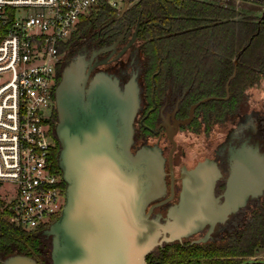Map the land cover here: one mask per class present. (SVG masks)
Here are the masks:
<instances>
[{"label": "water", "instance_id": "1", "mask_svg": "<svg viewBox=\"0 0 264 264\" xmlns=\"http://www.w3.org/2000/svg\"><path fill=\"white\" fill-rule=\"evenodd\" d=\"M128 5L126 0L121 14ZM62 88H57V138L66 203L59 219L41 232L51 241V264H148L146 256L157 246L181 241L206 226L194 242L212 239L219 225L264 195V153L255 147L244 156L235 153L220 196L214 195L216 163H200L188 172L180 203L170 207L165 223L150 219L145 210L157 187L146 181L141 163H128L135 97L123 101L116 87L97 84L85 106L78 97L62 94ZM0 264L38 263L15 254Z\"/></svg>", "mask_w": 264, "mask_h": 264}, {"label": "trees", "instance_id": "2", "mask_svg": "<svg viewBox=\"0 0 264 264\" xmlns=\"http://www.w3.org/2000/svg\"><path fill=\"white\" fill-rule=\"evenodd\" d=\"M247 1L264 6V0ZM137 20L148 61L157 63V46L163 66H175L174 71L185 74L183 80L194 81L191 98L212 97L197 110L206 115L207 129L233 121L242 112L247 91L264 83V17L243 16L236 9L203 0H129L122 14L108 4L100 5L80 20L68 47L92 33H119L123 22L135 24ZM151 22L161 25L153 29L156 44L146 36L151 32ZM256 114L264 133V106ZM53 135L56 146L51 158L62 173L58 163L60 144ZM42 231L27 232L12 223L10 212L0 200V261L21 254L38 264H51V241ZM259 249H264V195L250 201L212 239L163 243L148 253L146 261L264 264L261 258L252 259Z\"/></svg>", "mask_w": 264, "mask_h": 264}, {"label": "flooded vegetation", "instance_id": "3", "mask_svg": "<svg viewBox=\"0 0 264 264\" xmlns=\"http://www.w3.org/2000/svg\"><path fill=\"white\" fill-rule=\"evenodd\" d=\"M156 26L161 25L149 23L151 32L146 33L155 44L157 39L153 29ZM140 29L139 20L135 24L123 22L119 33H92L70 45L57 69L51 132L57 137L60 116L56 99L57 88L61 84L62 94L78 97L85 106L93 99L97 84H103L110 90L116 87L123 101L127 96L135 97L137 109L132 121L128 163H141L146 181L157 187L155 197L151 198L145 212H149L150 219L165 223L170 207L180 203L190 170L200 163L215 162L219 177L214 195L218 197L224 191L235 153L243 155L246 149L254 150L255 147L264 153V133L259 121L248 128L241 124L240 118L244 119V113L237 116L238 126L233 130L227 127L229 123L207 129L204 126L206 115L199 114L197 110L212 97L191 98L194 81L183 80L185 74L180 70L174 71L172 68L175 66H163L157 46V63L148 61L139 38ZM204 99L208 100L201 102ZM166 199H169L166 203L151 209ZM219 199L223 200L222 197ZM219 226L221 230L226 224ZM207 230L208 226L199 233L176 241L194 243Z\"/></svg>", "mask_w": 264, "mask_h": 264}, {"label": "built area", "instance_id": "4", "mask_svg": "<svg viewBox=\"0 0 264 264\" xmlns=\"http://www.w3.org/2000/svg\"><path fill=\"white\" fill-rule=\"evenodd\" d=\"M103 4L118 8L113 0H0V183L16 186L4 205L27 232L47 228L66 203L51 158L57 69L80 20Z\"/></svg>", "mask_w": 264, "mask_h": 264}, {"label": "rangeland", "instance_id": "5", "mask_svg": "<svg viewBox=\"0 0 264 264\" xmlns=\"http://www.w3.org/2000/svg\"><path fill=\"white\" fill-rule=\"evenodd\" d=\"M118 4L117 10H120L122 7L123 0H113ZM211 2L214 4H220L227 6L233 9L238 10L243 14V16H256L264 17V6L258 5L257 3L247 1V0H203ZM247 99L242 112L244 113V119L240 118V123L245 125L247 128L254 126L258 123L256 112L263 109L264 106V83L250 88L247 91ZM237 117L235 121L229 122L227 127L230 130H233L238 126ZM240 124V125H241ZM216 136V134H214ZM221 137V136H218ZM16 195V186L12 183H0V199L4 203H12ZM257 256L261 257L264 262V249H259L257 251Z\"/></svg>", "mask_w": 264, "mask_h": 264}]
</instances>
